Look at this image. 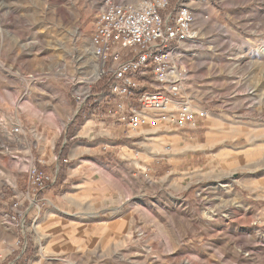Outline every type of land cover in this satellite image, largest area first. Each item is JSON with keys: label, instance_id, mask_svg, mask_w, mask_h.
Instances as JSON below:
<instances>
[{"label": "rangeland", "instance_id": "1", "mask_svg": "<svg viewBox=\"0 0 264 264\" xmlns=\"http://www.w3.org/2000/svg\"><path fill=\"white\" fill-rule=\"evenodd\" d=\"M101 2L0 0V264H28L34 245L46 264H264V0H187L198 35L179 60L181 95L196 127L137 138L133 160L102 159L91 179L109 187L101 201L119 204L82 225L99 229L85 246L47 253L38 220L32 229L26 220L27 252L15 259L5 213L27 169L40 156L48 165L50 154L36 157L37 138L67 137L87 118L75 115L90 74L78 49L90 46ZM17 126L22 135L11 133ZM64 140L55 147L62 156Z\"/></svg>", "mask_w": 264, "mask_h": 264}, {"label": "built area", "instance_id": "2", "mask_svg": "<svg viewBox=\"0 0 264 264\" xmlns=\"http://www.w3.org/2000/svg\"><path fill=\"white\" fill-rule=\"evenodd\" d=\"M197 35L187 0H102L89 37L100 70L95 80L102 84L97 92L84 89L74 96L75 115L85 110L87 117L115 119L130 132L160 118L169 119L176 129H194L195 110L181 95L186 71L180 61L188 52L183 44L193 43ZM11 133L22 135V130L17 126ZM54 160L51 170L41 156L27 169L25 188L14 194L5 213L17 231L15 259L27 252L30 209L44 204L40 193L54 186L58 162L68 161L60 153Z\"/></svg>", "mask_w": 264, "mask_h": 264}, {"label": "crops", "instance_id": "3", "mask_svg": "<svg viewBox=\"0 0 264 264\" xmlns=\"http://www.w3.org/2000/svg\"><path fill=\"white\" fill-rule=\"evenodd\" d=\"M74 120L72 130L67 137L53 134L49 138H37L35 147L36 157L42 154H50L46 170H51L56 161V146L64 144L67 139L63 157L68 159L67 163L58 162L60 173L57 175L56 182L49 190L40 193L44 199V204L38 210L30 209L27 217L32 229L35 225L43 236L42 245L51 252H73L85 246L84 237L99 231L90 230L88 221L96 218H109L117 211L118 202L112 200L101 201L104 198L108 186L104 183H94L91 179L92 172L100 171L104 168L102 159L116 153L128 159H135V152L128 145L137 143V138L147 135H158L159 137L179 136L187 133L183 129H176L166 119L149 121L137 132H130L122 122L115 119H98L95 115L86 119ZM170 133V134H169ZM172 134V135H171ZM36 138V136H35ZM123 139H126L123 140ZM31 155L32 152L30 151ZM32 158H35L32 156ZM98 198V199H97ZM103 203V204H101ZM104 206V208H103ZM85 223H81L84 222ZM81 225V226H80ZM28 230V229H27ZM106 230H102L99 235L103 236ZM17 235V231H16ZM41 246V245H40ZM32 252L28 264H46L40 249L36 250V245L29 248L28 253Z\"/></svg>", "mask_w": 264, "mask_h": 264}, {"label": "bare ground", "instance_id": "4", "mask_svg": "<svg viewBox=\"0 0 264 264\" xmlns=\"http://www.w3.org/2000/svg\"><path fill=\"white\" fill-rule=\"evenodd\" d=\"M183 45H185V43ZM78 52H79L80 59L82 58V62L84 61L85 63L88 64V67H90V69H89L90 74L87 77V79H85L84 82H83L84 83V89L86 90L88 85H89V83L91 81H93L94 79H96V77L98 76V74L100 72L99 71V64L97 63L95 57L93 56L91 46H84V47L78 49Z\"/></svg>", "mask_w": 264, "mask_h": 264}, {"label": "trees", "instance_id": "5", "mask_svg": "<svg viewBox=\"0 0 264 264\" xmlns=\"http://www.w3.org/2000/svg\"><path fill=\"white\" fill-rule=\"evenodd\" d=\"M99 89H100V88H99ZM99 89H98V90H99ZM82 113H83V111H81V113H78L77 116H78L79 114H82ZM59 173H60V168H59V171H58V175H59Z\"/></svg>", "mask_w": 264, "mask_h": 264}]
</instances>
